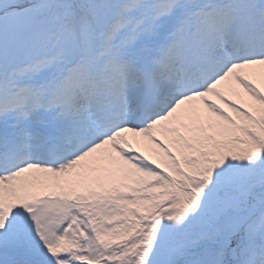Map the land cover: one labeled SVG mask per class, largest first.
Instances as JSON below:
<instances>
[{
  "label": "snow or ice",
  "instance_id": "snow-or-ice-1",
  "mask_svg": "<svg viewBox=\"0 0 264 264\" xmlns=\"http://www.w3.org/2000/svg\"><path fill=\"white\" fill-rule=\"evenodd\" d=\"M0 264H264V0H0Z\"/></svg>",
  "mask_w": 264,
  "mask_h": 264
},
{
  "label": "rangeland",
  "instance_id": "rangeland-1",
  "mask_svg": "<svg viewBox=\"0 0 264 264\" xmlns=\"http://www.w3.org/2000/svg\"><path fill=\"white\" fill-rule=\"evenodd\" d=\"M129 135L131 136V134H129ZM133 147L134 148H139L140 151H144L146 155L147 154H151L153 156H156L157 153H158V150H153L154 146L151 145L150 142H148L147 139L143 138V137L140 138V143H138V144L134 143Z\"/></svg>",
  "mask_w": 264,
  "mask_h": 264
},
{
  "label": "bare ground",
  "instance_id": "bare-ground-1",
  "mask_svg": "<svg viewBox=\"0 0 264 264\" xmlns=\"http://www.w3.org/2000/svg\"><path fill=\"white\" fill-rule=\"evenodd\" d=\"M129 135V134H128Z\"/></svg>",
  "mask_w": 264,
  "mask_h": 264
}]
</instances>
